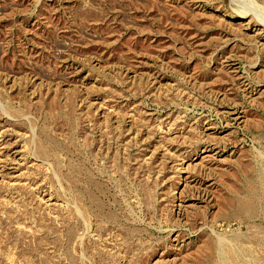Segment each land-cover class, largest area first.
<instances>
[{"label":"rangeland","instance_id":"1","mask_svg":"<svg viewBox=\"0 0 264 264\" xmlns=\"http://www.w3.org/2000/svg\"><path fill=\"white\" fill-rule=\"evenodd\" d=\"M0 264H264V0H0Z\"/></svg>","mask_w":264,"mask_h":264}]
</instances>
